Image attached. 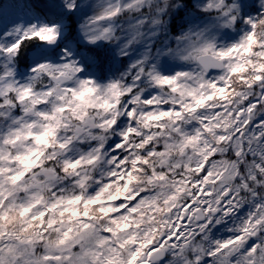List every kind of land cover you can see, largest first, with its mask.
<instances>
[{
	"label": "clouds",
	"instance_id": "9594fccd",
	"mask_svg": "<svg viewBox=\"0 0 264 264\" xmlns=\"http://www.w3.org/2000/svg\"><path fill=\"white\" fill-rule=\"evenodd\" d=\"M0 264H264V0H0Z\"/></svg>",
	"mask_w": 264,
	"mask_h": 264
}]
</instances>
